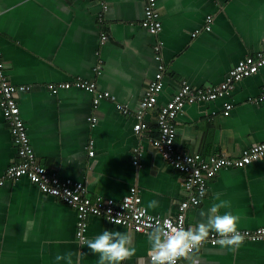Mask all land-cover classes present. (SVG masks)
<instances>
[{
    "label": "crops",
    "instance_id": "0c3cea01",
    "mask_svg": "<svg viewBox=\"0 0 264 264\" xmlns=\"http://www.w3.org/2000/svg\"><path fill=\"white\" fill-rule=\"evenodd\" d=\"M104 1L107 9L99 0H0L4 73L11 83L30 86L18 91L17 100L41 164L62 177L84 181L93 197L121 199L135 185L150 212L175 215L187 196L184 174L152 144L158 131L156 109L146 110V128L134 129L139 102L161 64L164 87L157 106L172 97L181 80L196 86L220 83L240 59L263 50L264 0H157L163 24L158 35L140 25L145 0ZM78 78L95 80L99 90L113 96L95 106L88 90L50 88ZM263 88L264 65L225 96L187 103L175 120L177 146L204 155L239 156L264 141V100H256ZM228 102L232 108L225 114ZM18 159L0 105V175ZM217 194L229 204L220 214L237 216L238 229L264 226V155L244 166L219 169L208 180L202 201L188 208L187 229L206 222L209 208L219 202ZM150 201H157V207L149 208ZM76 221L74 207L41 191L28 176L7 178L0 186V264H57L56 255L69 252L79 264H98L87 242L104 230L132 237L136 252L123 264L147 260L152 229L136 231L93 214L82 242ZM193 259L196 264H264V241L245 240L235 251L205 243Z\"/></svg>",
    "mask_w": 264,
    "mask_h": 264
},
{
    "label": "built area",
    "instance_id": "2783aa9c",
    "mask_svg": "<svg viewBox=\"0 0 264 264\" xmlns=\"http://www.w3.org/2000/svg\"><path fill=\"white\" fill-rule=\"evenodd\" d=\"M103 9L108 8L104 0H99ZM144 17L140 25L152 34L158 35L163 28L160 9L157 0H145ZM207 25L211 28L212 15L206 17ZM196 34V33H195ZM107 36L104 34L103 39ZM163 40L160 39L155 45L157 59L161 58V46ZM264 65V49L246 55L230 68L226 78L217 84L207 86H196L188 80H181L179 87L172 97L164 104L157 106L158 96L164 87L163 65L155 77L148 83L144 97L140 100L136 110L137 121L134 124L136 131H141L148 126L144 120V115L148 109H156V124L158 131L152 137V144L160 151L164 159L184 174L183 184L187 191V196L183 198L178 206L175 215H160L150 212L142 202V196L137 186L133 185L121 199L104 197L102 195L92 196L82 180L71 177H62L57 172L41 164L35 155V150L31 144L27 124L21 115L20 106L17 100V93L23 89H30V86L15 85L11 83L5 73V63L0 53V105L2 107L9 131L17 147L19 159L12 162L3 175H0V186L7 178L18 179L28 176L41 191L59 197L70 204L77 212L76 235L82 241H86L87 223L90 215H100L105 217L112 224L126 225L136 231H148L165 221L176 227H186L187 210L190 206L198 205L207 193L208 180L223 167H239L247 165L254 159L264 155V141L251 144L245 148L239 156H227L219 153L204 155L199 152H189L182 150L176 144V124L175 120L187 103L212 101L227 95L239 80L259 71ZM102 64L96 68L100 73ZM76 86L93 93V103L96 106L102 98L112 97L109 90H99L95 80L78 78L72 82L53 83L50 88L57 91L59 88ZM257 101L264 100V88ZM125 112L129 108L117 104ZM232 103H225V114H229ZM93 123L97 117H91ZM89 154H94L92 143L94 138L89 140ZM139 153V149H136ZM137 158V156L135 155ZM137 164L138 160L135 159ZM204 193V195H201ZM195 201V202H194ZM112 221H118L112 222ZM240 233L247 241H264V226L256 228H239ZM220 237L210 231L205 243L213 245L219 244ZM204 243V244H205ZM179 263V262H178ZM144 264H151L150 257Z\"/></svg>",
    "mask_w": 264,
    "mask_h": 264
},
{
    "label": "clouds",
    "instance_id": "9594fccd",
    "mask_svg": "<svg viewBox=\"0 0 264 264\" xmlns=\"http://www.w3.org/2000/svg\"><path fill=\"white\" fill-rule=\"evenodd\" d=\"M216 199L219 200V194ZM148 207H157V201H150ZM228 207L227 201L213 203L208 210L206 222L194 229L176 227L167 221L154 226L148 233V256L151 264H178L181 259L189 261V264H196L194 253L207 241L210 231H214L220 237L219 243L229 250L239 249L245 242V237L238 230L239 218L230 211L220 214V209ZM87 248L91 254L98 256V264H123L136 252L133 239L128 233L110 230H104L90 239ZM74 255L71 252L66 255L57 254L55 260L57 264L61 261H65V264H79L78 259L73 260Z\"/></svg>",
    "mask_w": 264,
    "mask_h": 264
}]
</instances>
